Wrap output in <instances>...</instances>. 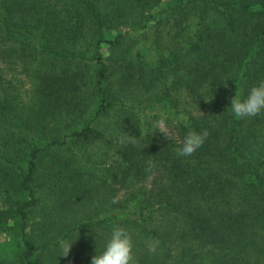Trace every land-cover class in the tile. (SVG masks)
<instances>
[{
    "label": "trees",
    "instance_id": "16d2710c",
    "mask_svg": "<svg viewBox=\"0 0 264 264\" xmlns=\"http://www.w3.org/2000/svg\"><path fill=\"white\" fill-rule=\"evenodd\" d=\"M261 82L264 0H0V264H91L116 226L134 264H264V113L230 107ZM190 131L208 136L181 157ZM93 140L114 149L110 213L54 222L97 192L73 154L54 159L61 195L34 222L43 157Z\"/></svg>",
    "mask_w": 264,
    "mask_h": 264
},
{
    "label": "rangeland",
    "instance_id": "374dc122",
    "mask_svg": "<svg viewBox=\"0 0 264 264\" xmlns=\"http://www.w3.org/2000/svg\"><path fill=\"white\" fill-rule=\"evenodd\" d=\"M24 86L23 91L21 92V98L23 99V103H27L30 95L32 94V90L34 89V81L30 78L24 77ZM88 94V100L86 102H89L92 100V97L90 96L89 92ZM72 117L65 118L64 120L54 121L52 122V126L54 124V127L58 124H61L63 129L65 130L67 125H73L71 122L73 121L71 119ZM56 132V131H54ZM45 141L49 142V139H44ZM73 154H76L77 158L79 159V163L76 165L78 168L85 171V174L87 171L93 170L95 172V177H91L94 180H91V186H94V189H97V192L94 193L95 197H90L89 199H85L84 202H81L79 204L71 203L68 205L65 209V211L59 215L56 211L54 212V222H58L59 219H63V221H73L76 220H84L89 217H96L98 219L103 218L104 216L108 215L110 212L106 213V208H109L111 206L112 202L109 197H106L103 201L100 200L102 198V189L103 187L100 185L103 181V174H104V162L111 163V161L115 160L114 156V149L113 146L106 144L105 142L93 140L91 143L87 145L78 144L77 146L73 147L71 150L64 148L58 152L50 151V153H47L40 163V172L39 176L40 184L42 186H39V190L42 192L44 197L43 206H41L37 212H34L32 214L33 221H40L44 220L45 212L44 207L47 206V204L50 202V205L54 204L56 206L57 201L59 200L60 194V188L54 187L50 180V175H54V181L57 183H60L59 179L61 178L60 175H55L52 172V167L54 166V159L58 157L63 156H73ZM61 165L57 164L55 165V168L59 169ZM87 179L89 180V175ZM62 181L64 182L61 185L58 186H75L73 182L66 181L64 178H62ZM54 187V194L49 193V188L52 189ZM98 189L101 191L98 192ZM68 192V191H67ZM24 195L12 193L11 201L10 203H14L15 200L23 199ZM73 202V201H72ZM58 228L56 227L54 231V235L57 240V234ZM9 250V249H8Z\"/></svg>",
    "mask_w": 264,
    "mask_h": 264
},
{
    "label": "clouds",
    "instance_id": "9594fccd",
    "mask_svg": "<svg viewBox=\"0 0 264 264\" xmlns=\"http://www.w3.org/2000/svg\"><path fill=\"white\" fill-rule=\"evenodd\" d=\"M230 107L231 113L236 119L256 117L264 113V82L252 86L246 97L239 98L235 95L231 100ZM156 130L170 137L163 120L157 123ZM207 136V131L188 132L182 145L177 149V154L181 157L192 156L202 147ZM127 139L131 141L130 137ZM115 202L113 201V203ZM159 243L158 240H153L148 245L149 252L155 253ZM71 244L61 243L62 255L69 253ZM133 248L132 235L125 228L116 226L107 239L104 249L99 253L96 252L92 257L91 264H134Z\"/></svg>",
    "mask_w": 264,
    "mask_h": 264
}]
</instances>
